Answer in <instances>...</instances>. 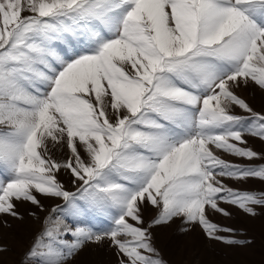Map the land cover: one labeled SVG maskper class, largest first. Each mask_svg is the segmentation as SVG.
I'll list each match as a JSON object with an SVG mask.
<instances>
[{"label":"snow or ice","instance_id":"snow-or-ice-1","mask_svg":"<svg viewBox=\"0 0 264 264\" xmlns=\"http://www.w3.org/2000/svg\"><path fill=\"white\" fill-rule=\"evenodd\" d=\"M250 83L264 90V0H0V215L56 199L65 217L21 264H76L105 240L117 264H166L152 229L174 218L248 243L211 217L264 208V192L228 183L264 182L250 146L264 111L237 94Z\"/></svg>","mask_w":264,"mask_h":264},{"label":"rangeland","instance_id":"rangeland-1","mask_svg":"<svg viewBox=\"0 0 264 264\" xmlns=\"http://www.w3.org/2000/svg\"><path fill=\"white\" fill-rule=\"evenodd\" d=\"M237 94L246 100L256 111H264V90L250 83L247 87L237 90ZM237 112L240 110L237 109ZM250 146L257 152H264V142L259 139L250 140ZM68 150L60 146L49 144V155L58 162L67 158ZM222 158L229 162L247 164V161L223 154ZM260 161L256 162L258 166ZM58 179L65 183L70 190V177L61 172ZM229 186L237 190H247L256 193L264 192V182L251 179L247 183L228 182ZM43 211H37L30 203L21 204L18 211L23 215L22 220L8 215H0V264H21L25 253L32 247L37 235L46 227L55 228L58 221H64L62 215L51 213V209L60 203L56 199H42ZM229 207V206H225ZM231 215L225 217L213 215V222L221 227L235 230L234 234L222 233L238 240H245L244 245L228 246L220 241L210 240L200 227L183 229L186 225L181 219L174 218L167 224L157 225L152 229L154 246L159 250L166 264H264V208L257 206L256 215L246 214L234 206L229 208ZM36 212L33 216L30 213ZM51 214L52 223L46 225L45 219ZM159 211L155 208H145L143 218L145 224L158 218ZM92 224L102 228L101 220L93 219ZM68 239H71L69 237ZM110 241L102 244H87L76 257V264H117L116 249L110 247Z\"/></svg>","mask_w":264,"mask_h":264}]
</instances>
